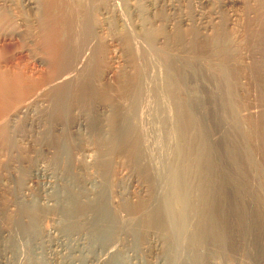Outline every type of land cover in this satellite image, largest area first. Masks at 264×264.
Masks as SVG:
<instances>
[{
    "label": "rangeland",
    "instance_id": "374dc122",
    "mask_svg": "<svg viewBox=\"0 0 264 264\" xmlns=\"http://www.w3.org/2000/svg\"><path fill=\"white\" fill-rule=\"evenodd\" d=\"M27 1L32 6L25 0H0V232L6 236L0 237V253L4 244L14 248L17 237L15 243H26L29 251L43 248L39 242L45 230L56 226L53 242L83 229L90 248L101 250L113 229L123 249L137 248L146 242L149 227L164 237L160 257L167 264H264V0ZM89 42L93 47L83 69L72 81L51 86L73 69ZM116 48L121 49L119 63L113 58ZM110 67L115 71L105 78ZM45 84L52 89L43 92ZM41 88L36 114L10 117ZM137 110L146 111L141 117L147 119L142 120L147 136L128 119ZM153 112L163 126L171 121L167 128L174 136L160 132L162 140L155 138L152 128L161 122H151ZM77 115L85 119L83 140L70 128ZM154 140L168 147L167 153L152 149ZM147 141L151 160L141 146ZM39 146L49 153L41 154ZM83 146L99 155L89 168ZM37 158L55 167L62 180L61 207L53 213L34 210L20 198V183L32 174ZM170 168L179 175L178 180L168 175H174L168 177L174 185L164 175ZM130 173L146 188L143 193L125 178ZM84 177H94L95 190L103 191L92 204L72 197L73 191L83 194ZM32 180L31 198L38 199L43 185ZM177 181L188 199L184 207L191 206L183 207L182 220L174 214L169 220L151 208L167 197L168 189H177ZM120 192L129 198L118 199ZM108 193L118 200L111 209L105 202ZM83 210L92 218L81 224ZM123 217L130 232L118 220ZM104 218L113 219L106 228ZM126 239L133 241L124 245ZM50 250L55 256L43 255L41 264H66L60 247L51 244ZM149 256L144 254V264L159 259Z\"/></svg>",
    "mask_w": 264,
    "mask_h": 264
},
{
    "label": "bare ground",
    "instance_id": "6f19581e",
    "mask_svg": "<svg viewBox=\"0 0 264 264\" xmlns=\"http://www.w3.org/2000/svg\"><path fill=\"white\" fill-rule=\"evenodd\" d=\"M25 4H27V5H31L32 4V2L31 1H27V0H25ZM155 5V4H154ZM32 6V5H31ZM86 6V5H85ZM155 7V6H154ZM187 22V21H186ZM19 28L17 27V29L16 30H14V34H18L19 33ZM1 34V33H0ZM11 36V35H10ZM9 38V37H8ZM14 39V38H13ZM84 47V46H83ZM93 47V42H89V44L88 45H86V47H85V49L82 51V53H80V55H79V57L77 58V61H76V63L74 64V66H73V69H71L68 73H65V74H62L60 77H58L57 78V80H55V82H53L54 81V79L49 83L51 86H54V85H58V87H59V85H62V84H65V83H68V82H70V81H72L75 77H76V74L77 73H79V70L80 69H83V68H81V67H83V65H84V63H85V61L87 60V57H88V55H89V51H90V49ZM92 50V49H91ZM121 50V49H120ZM120 50L119 49H115V52H114V56H113V58H114V62L115 63H119V61H122V57H121V52H120ZM35 57V56H34ZM2 64V63H1ZM81 71V70H80ZM114 68L113 67H110V68H108L106 71H105V73H104V75H105V78H110L111 76H112V74L114 73ZM160 73V72H159ZM158 75V74H157ZM150 77V76H149ZM153 77V76H152ZM152 77H151V79H152ZM30 79V78H29ZM151 79L149 80L150 81V83H151ZM160 79V78H159ZM157 80V79H156ZM158 81V80H157ZM143 82V81H142ZM160 82V81H159ZM52 83V84H51ZM148 83V82H147ZM21 84V83H20ZM161 84V83H160ZM46 85V84H45ZM44 85V86H45ZM153 85V84H152ZM154 85H156V83L154 82ZM38 86V85H37ZM150 86V85H149ZM17 87V86H16ZM43 87V86H42ZM146 87V86H145ZM151 87V86H150ZM45 88V87H44ZM43 88V89H44ZM51 87L49 86L48 88H47V85H46V88H45V90L43 91L42 90V88L40 89V90H38V91H36V92H34V94H31L30 96H28V97H25L24 98V101L22 102V101H20V102H22V103H20L18 106H16L15 108H14V110L13 111H11V113H10V117H12V118H19V117H21V116H23V115H29V114H36L35 113V111H34V109H36V108H34V106L36 105V103L38 102V99H39V96L41 97V95L43 94V93H41L40 94V92L41 91H43V92H45L47 89L49 90ZM54 88V87H53ZM121 88V87H120ZM146 88H149V87H146ZM52 89V88H51ZM47 90V91H48ZM149 90V89H148ZM34 91V90H33ZM30 92V91H29ZM5 93V92H4ZM139 93V92H138ZM1 96H3V95H1ZM4 97H6V96H4ZM19 97H17V99H18ZM145 98H147V97H144V98H142V99H145ZM148 99V98H147ZM147 99H145L144 101H147ZM6 100V99H5ZM149 101V103H150V105L152 104L151 102H150V100H148ZM5 103V102H4ZM130 104V103H129ZM134 104L136 105V103L134 102ZM156 104H157V101H156ZM158 104H159V102H158ZM157 104V105H158ZM122 105H123V103H122ZM141 105H144V104H141ZM141 105H139V106H141ZM147 105H149L148 104V102H147ZM165 105H167L166 103L164 104V106ZM137 106V105H136ZM161 106V105H160ZM159 106V107H160ZM163 106V105H162ZM145 107V106H144ZM146 107H148V108H150L151 109V107L150 106H146ZM159 107H156L157 109L159 108ZM166 107V106H165ZM6 108V107H5ZM128 108H129V106H128ZM131 108V107H130ZM137 108V107H136ZM143 108V107H142ZM152 108H154V107H152ZM162 108V107H161ZM161 108H159V109H161ZM164 108V107H163ZM124 109V108H123ZM127 109V108H126ZM147 108H144V110H146ZM157 109H154V110H156L157 111ZM158 109V110H159ZM164 109H168V107L167 108H164ZM5 110V109H4ZM129 110V109H128ZM133 110H134V108H133ZM143 110V111H144ZM153 110V109H152ZM103 111V110H102ZM131 111V110H130ZM9 112V111H8ZM104 112H106V111H104ZM125 112V111H124ZM133 112H135V111H133ZM144 112H146V111H144ZM144 112H142V110H137L136 112H135V114H134V116H132L131 114H129V115H131V116H129V118L128 119H131L132 120V122L134 123V126L136 127V129L138 130L139 129V131L142 133H144V134H146L145 136H147V135H149V134H147V133H149V132H147L146 130H145V128H143L144 127V124H142V120H143V118H144V116L143 117H141L142 115H144L145 113ZM157 112H159V111H157ZM161 112H165V110H162L161 109V111H160V113ZM125 114V113H124ZM148 114V113H147ZM169 114H171V113H169ZM9 115V114H8ZM147 116V118L149 119V117L151 116V114L149 115V117H148V115H146ZM169 116V115H168ZM26 117V116H25ZM7 118V117H6ZM106 118V117H105ZM125 118V117H124ZM123 118V119H124ZM152 118V117H151ZM168 118V117H167ZM169 118H171V116H169ZM37 119V118H36ZM84 118H82V117H80L79 115H77V117L75 118V121L73 122V124L72 125H70V128L72 129V131H73V133L75 134V135H78L80 138L81 137H84V134H83V132L81 133V129H82V125H83V120ZM126 119V118H125ZM145 120H147L146 119V117L144 118ZM161 119V116L159 115V113H156V112H153V118L151 119V122L153 121L154 123H156V121H160L159 123V127L157 128V127H154V128H152L151 130H152V134H156V137L154 136V135H152V136H149V137H155V138H157V136L158 135H162V134H160V132L161 133H164V134H168V135H171V136H174V133L176 134V132H173V129L171 130L170 128L172 127L170 124H171V121H170V123L167 125L168 127H170V128H167V126L165 125V126H163V124H162V120H160ZM4 120H5V118H4ZM30 120L32 121V119H31V116H30ZM38 120V119H37ZM85 120V119H84ZM168 121H169V119H167ZM166 120V121H167ZM170 120H173V119H170ZM0 121H3V120H0ZM149 121H150V119H149ZM143 122H146V121H144L143 120ZM148 122V121H147ZM152 122V123H153ZM163 122H165V120L163 121ZM167 122H165V124H166ZM173 124V123H172ZM17 125H18V123H17ZM85 125V124H84ZM146 125H148V123L146 124ZM150 125H152V124H150ZM149 125V126H150ZM132 126V125H131ZM2 127H3V125H2ZM33 127V126H32ZM105 127H107V126H105ZM152 127H153V125H152ZM174 127V126H173ZM70 129V130H71ZM68 130V129H67ZM110 130V129H109ZM105 132H107L108 133V128L107 129H105ZM159 132V133H158ZM139 133V132H138ZM158 134V135H157ZM181 136V135H180ZM159 137V136H158ZM30 138V137H29ZM160 138V137H159ZM170 138H173V137H170ZM14 139V138H13ZM146 139V138H145ZM152 139V138H151ZM154 139V138H153ZM153 139H152V141H153ZM158 139V138H157ZM161 139V138H160ZM80 140H83V138H81ZM107 140V139H106ZM146 140H150L149 138L148 139H146ZM159 140V139H158ZM157 140V141H158ZM162 140V139H161ZM167 141L169 140V139H166ZM173 140H176V139H173ZM28 141L30 142V140L28 139ZM160 141V140H159ZM166 141V142H167ZM172 140L170 139L169 140V142H171ZM163 142V141H162ZM166 142H164V145L166 144V145H169L170 146V144H167ZM155 143H156V146L155 147H151L152 149H164V147L163 148H161V145H159L160 143L159 142H156L155 140H154V143H152V145L151 146H153V145H155ZM173 143V142H172ZM86 144V143H85ZM150 144H149V142L147 141V142H144V143H142L141 144V146H143V149H144V154H148V158H150V160L151 159H153V158H151L150 157V155H149V152L151 151V150H147V149H149V148H147L148 146H149ZM165 145V146H166ZM141 146L139 147V148H141ZM84 148H83V150H82V157H83V160H84V163H86V167H88L89 168V165H93L92 163H94L95 162V160L96 159H98L97 157L99 156L98 155V153H96L95 151H93L92 149H90V148H88V146H83ZM174 147V146H173ZM113 148V147H112ZM166 148H168V147H166ZM166 148L164 149V150H162L163 151V153H167V152H164L165 150H166ZM129 149V148H128ZM178 149V148H177ZM38 150H39V152L41 153V154H43V153H49L48 152V150H45L43 147H41V146H39L38 147ZM37 150V151H38ZM137 150V149H136ZM155 151V150H154ZM64 152H65V150H64ZM173 152H175V151H173ZM100 153V152H99ZM106 153V152H105ZM178 153V152H177ZM53 154V153H52ZM123 154V153H122ZM146 154V155H147ZM182 154V153H181ZM141 155V154H140ZM146 155H143V156H145L146 158H147V156ZM161 155V154H160ZM142 156V155H141ZM142 156V157H143ZM169 156V155H168ZM177 156V155H176ZM164 157H166V156H164ZM182 157V156H181ZM43 158V157H42ZM147 158V159H148ZM166 158H168V157H166ZM102 159V158H101ZM165 158H163V160H164ZM155 160H157V159H155ZM97 161V160H96ZM166 161H169L168 159H166ZM175 161H177V160H175ZM143 162H145V161H143ZM159 162V161H158ZM165 162V161H164ZM178 162V161H177ZM177 162H175L174 164H176ZM146 163V162H145ZM147 164V163H146ZM150 164V163H149ZM159 164H161V163H159ZM164 163H162V165H163ZM161 165V166H162ZM158 166V165H157ZM175 166V165H174ZM177 166V165H176ZM91 168V167H90ZM160 168H165V167H160ZM160 168L158 167V169H159V171H160ZM173 168H176V167H173ZM87 169V168H86ZM137 169V168H136ZM155 168H153V170H154ZM152 170V169H151ZM172 170V168H170V171ZM174 170V172H177L178 173V171L177 170H175V169H173ZM179 170V169H178ZM155 171V170H154ZM164 171V170H163ZM180 171H182V170H180ZM30 173H32V174H27L23 179H22V181H21V183H20V188H19V191H20V198L23 200V201H28L29 203H30V205L34 208V210H36L37 208H40L41 210H46L47 211V213H48V211H50V212H52L53 210H56L57 208H59V207H61V206H59V203H60V198L59 197H57V195L59 194V193H61L60 192V190L62 189V184H61V182H62V180L60 181V179H59V177L57 176V175H59L58 174V172H57V170L55 169V167H54V169H53V167H50L49 166V164L47 165V163H45V160H42V159H38L37 158V160L33 163V165L31 166V171H29ZM174 172L173 171H171V172H168V174H164L167 178L168 177H172L173 178V176L174 175H177V177L176 176H174L175 178L174 179H179V175L176 173V174H174ZM76 173V172H75ZM157 173V172H156ZM161 173H162V170H161ZM163 173H166V172H163ZM162 173V174H163ZM170 173L171 174H174L173 176H168V175H170ZM159 174V173H158ZM157 174V175H158ZM161 174V175H162ZM124 175V174H123ZM126 175V174H125ZM165 176H163L162 178H166ZM158 177H160V176H158ZM33 178H35L36 180L38 179V180H40V182H41V185H43V187H42V189H41V196L38 198V199H36V198H31V194H32V191H33ZM87 178V177H86ZM125 178H127V180H128V182L132 185L133 183L135 184V185H133V187L134 188H138V190L137 191H139L140 193L142 192H144L145 191V187L141 184V185H137L138 184V182H137V180H136V176H134L133 174H127L126 176H125ZM157 178V177H156ZM171 178V179H172ZM173 179V180H174ZM177 179V180H178ZM182 179V178H181ZM167 181H171V183L173 182L174 183V181H172V180H169V178H168V180ZM180 182V181H179ZM178 181H177V183H176V185H177V189H175V188H172L171 190L170 189H168L167 187V189L169 190V192L166 190V189H164L165 187L162 185L163 183H161V182H159L158 184H160L161 183V186H158V187H164V188H162L163 189V191L161 190V188H160V193H162L163 192V194H165L164 192H166V194L168 193V195H167V197L165 198V199H160L161 201L159 202V204L158 205H154L152 208H151V210L153 209V212H155L154 210L156 209V210H160V211H163L165 214H166V216H167V218H168V216H169V220H170V218L172 217V215L174 214V216H175V218L178 216V218L179 219H181L182 220V216H184L183 215V213H185V211H184V208L186 209L188 206H191V205H187V207H184V203L186 202L187 203V201H188V199H186V198H184L185 196H184V193L183 192H181L180 190H181V187H178L179 185H180V183H179ZM172 183V185H174ZM178 183H179V185H178ZM96 184H98L97 183V181L94 179V177L93 178H90V179H88V180H86L85 179V177H84V180H83V185H81V189H82V192H83V194H81V193H76L75 191H73L75 194H74V196H72L75 200H78V201H80V202H82V204H84L83 202H88V203H94V201H95V197H97L98 195L100 196L101 194H103L100 190L98 191V190H95L97 187H96ZM140 184V183H139ZM182 184V183H181ZM98 186V185H97ZM169 186V185H168ZM153 187V186H152ZM157 187V188H158ZM176 187V186H175ZM180 188V189H179ZM183 188V187H182ZM99 189V188H98ZM179 189V190H178ZM184 189V188H183ZM182 189V191H186V190H183ZM157 191H158V189H157ZM192 191V190H191ZM101 193V194H100ZM157 193H159V192H157ZM186 193H187V191H186ZM189 193V192H188ZM187 193V194H188ZM62 194V193H61ZM61 194H59L60 195V197H61ZM95 195H97V196H95ZM133 195V194H132ZM104 196V195H103ZM128 196V193H119V196H118V199H123V198H126ZM130 196V195H129ZM129 196H128V198H129ZM140 196V195H139ZM187 196V195H186ZM59 198V199H58ZM65 198V197H64ZM98 198V197H97ZM104 198H105V196H104ZM162 198H164V196L162 197ZM188 198V197H187ZM62 199H63V197H62ZM158 199V198H157ZM187 200V201H186ZM189 201H191V200H189ZM64 202H66V201H64ZM105 202H106V206H107V208H109V209H111V208H114L115 206H116V204L118 203V200H112V196L110 197L109 196V193H108V195H107V201L105 200ZM154 202V201H153ZM190 203V202H189ZM195 203V202H194ZM63 204V203H62ZM61 204V205H62ZM66 204V203H65ZM70 204V203H69ZM149 204V203H148ZM156 204V203H155ZM31 207V208H32ZM184 207V208H183ZM196 207V206H195ZM72 208V207H71ZM107 208H105V209H107ZM145 208H147V207H145ZM144 208V209H145ZM70 209V208H69ZM86 209V208H85ZM189 209V208H188ZM63 210V209H62ZM71 210V209H70ZM78 210V209H77ZM76 210V211H77ZM147 210V209H146ZM187 210V209H186ZM61 211V210H60ZM66 211V210H65ZM72 211V210H71ZM84 211V210H83ZM34 212V211H33ZM53 212H55V211H53ZM52 212V213H53ZM63 212V211H62ZM159 211H157V213H158ZM91 212L90 211H88L87 210V212L86 211H84L83 213H82V218L80 217L79 219H78V221H80V223L81 224H84L85 223V221H89L92 217H91V214H90ZM144 213H146V211H144ZM148 213H149V210H148ZM159 213H162V212H159ZM49 214V213H48ZM65 214V213H64ZM72 214H73V212H72ZM52 215V214H51ZM66 215V214H65ZM79 215V214H78ZM160 215V214H159ZM70 215L68 214V217H69ZM80 216V215H79ZM146 216H148V214L146 213ZM173 216V217H174ZM76 217V216H75ZM70 218H73V215L70 217ZM115 218V222H116V220H117V218L116 217H114ZM125 217H123V218H119L118 220L119 221H121L122 222V224L123 225H126L124 228L126 229L127 228V230H129L128 228H129V224H126L127 222H125L124 220H126V219H124ZM161 218V217H160ZM167 218H164V219H166V221H167ZM105 219V218H104ZM135 219V218H134ZM107 220L108 219H105L104 221L102 220V224H101V226L102 227H104V228H106V225H111L112 224V220L113 219H111V221H108V222H111L110 224H108V222H107ZM110 220V219H109ZM128 220V219H127ZM126 220V221H127ZM132 219H130L129 221H131ZM91 221V220H90ZM134 221V220H133ZM164 221V220H163ZM183 221H186V220H183ZM76 222H77V220H76ZM120 222V223H121ZM135 222V221H134ZM150 222V221H149ZM172 222V221H171ZM59 223H61V222H59ZM118 223V222H117ZM120 223H118V224H120ZM148 223V222H147ZM176 223V222H175ZM180 223V222H179ZM182 223V222H181ZM78 224V223H77ZM80 224V225H81ZM114 224H116V223H114ZM117 224V225H118ZM131 224V223H130ZM134 223H132L131 225H130V228H131V226L133 225ZM172 224V223H171ZM176 224H178V222L176 223ZM176 224H175V226H176ZM183 224V223H182ZM79 225V224H78ZM88 225V224H87ZM61 226V225H60ZM116 226V225H115ZM122 226V225H121ZM166 226V225H165ZM178 226V225H177ZM147 227V226H146ZM180 227H181V225H180ZM117 229H118V226L116 227ZM141 228V227H140ZM179 228V227H178ZM112 229V228H111ZM145 229V228H144ZM149 227L147 228V230L145 231V238H146V242L145 243H140V245L137 247V248H135V247H133V248H125V249H123L122 247H123V244L122 243H120V241H119V239H120V237L118 236V237H115V235H117L118 233L114 230L113 231V229H112V232H110L109 231V236H110V239L108 240V241H106V243L102 246V248H101V250H98V249H91L90 248V246L91 245H89V241H88V238H87V235L84 233V231H83V229H81V230H74V231H71V234H69V238L67 239V238H64V240L63 239H60V237L58 238V239H56V241H54L53 242V240H52V235H54L53 234V232H56L57 230H58V227L56 226V227H51L50 229L48 228V229H46L45 230V232H44V234H43V236L41 237V239H40V244L39 245H41V246H43V251L42 250H40V251H38V249H41L40 247L38 248V247H35L34 249H32V250H27V245H26V243H24V244H21V242H16L15 243V241L17 240V238H14V236L12 235V234H10L11 236H13V238L14 239H16V240H13L12 241V243L14 242V244H15V246H13L14 248H12L11 249V247H9L8 245H6V244H4L5 246H3V249H2V252L0 253V264H13V261H16V262H18V264H21V263H25L26 261V264H41V259H42V257H44L43 255H45V257L46 256H48L49 257V255L51 254V255H54V253H53V251L52 250H50V247H51V244H56L57 245V247L59 248H61L62 249V251H63V253H62V251L61 252H58V253H61L62 254V257H63V260L65 259V261H66V264H144L143 263V261H142V259H143V256H144V254H147V256H149V255H152V254H154V255H157V257H159V259H157L156 258V261H155V263H153V264H167L166 263V261L167 260H165L164 258H161L160 256H161V253H163V251H164V244H163V239H164V237L162 238V236H159L157 233H155V232H151V230L149 231ZM157 229V228H156ZM177 229V228H176ZM84 230H85V228H84ZM120 230V229H119ZM126 230V231H127ZM179 230V229H178ZM83 231V232H82ZM131 230H129V232H130ZM169 231V230H168ZM4 232V231H3ZM3 232H0V237L4 240V239H6V236H5V234H3ZM125 232V231H124ZM128 232V231H127ZM6 233V232H5ZM8 233V232H7ZM169 234V233H168ZM165 235V234H164ZM9 236V235H8ZM176 236V235H175ZM0 238V239H1ZM115 238V239H114ZM117 238V239H116ZM166 238V237H165ZM11 239V238H10ZM121 240V239H120ZM130 240V239H129ZM6 241V240H5ZM119 241V242H118ZM123 241V240H122ZM131 241H133V239L132 240H130V241H128L127 239H126V243L124 244V245H126L128 242H129V244H130V242ZM7 244H10V243H7ZM13 245V244H12ZM128 245V244H127ZM55 246V245H54ZM25 247V248H24ZM56 247V246H55ZM37 249V250H36ZM52 249V248H51ZM46 250V251H45ZM48 251V252H47ZM57 255V254H56ZM55 256V255H54ZM59 256V255H58ZM61 256V255H60ZM146 256V255H145ZM163 256H164V254H163ZM51 257H53V256H51ZM149 257H151V256H149ZM155 257V256H154ZM55 258V257H54ZM44 259V258H43ZM47 259V258H46ZM50 259V258H49ZM59 259H60V257H59ZM62 259V258H61ZM45 260V259H44ZM16 262H14V263H16ZM148 262V261H147ZM59 263V262H58ZM171 263V262H170ZM43 264V263H42ZM64 264H65V262H64Z\"/></svg>",
    "mask_w": 264,
    "mask_h": 264
}]
</instances>
